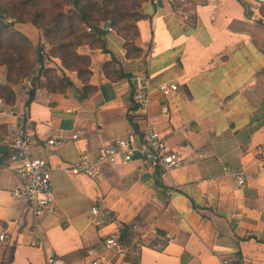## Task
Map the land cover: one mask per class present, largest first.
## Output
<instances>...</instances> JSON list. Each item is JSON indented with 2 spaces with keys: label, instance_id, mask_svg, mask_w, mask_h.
<instances>
[{
  "label": "crops",
  "instance_id": "0c3cea01",
  "mask_svg": "<svg viewBox=\"0 0 264 264\" xmlns=\"http://www.w3.org/2000/svg\"><path fill=\"white\" fill-rule=\"evenodd\" d=\"M252 2L146 0L138 10V52L128 54L113 28L101 30V20L95 24L102 35L85 29L101 47L77 49L89 58L87 83L69 72L72 86L37 87L29 103L20 97L32 154L51 169L53 213L34 218L10 196L18 182L6 147L11 118L0 117V232L8 234L0 264H44L47 256L89 264L90 248L113 260L102 247L111 231L135 264H264V19L249 10ZM13 27L32 44L44 42L31 23ZM139 76L150 83L146 115L133 100ZM170 82L177 91L163 96L158 86ZM146 120L178 153V167L153 171L135 155L97 164L93 177L70 172L81 153L96 156L139 133ZM75 129L85 131L80 140L44 146ZM93 205L113 223L97 227ZM125 229L130 239L122 238Z\"/></svg>",
  "mask_w": 264,
  "mask_h": 264
},
{
  "label": "built area",
  "instance_id": "2783aa9c",
  "mask_svg": "<svg viewBox=\"0 0 264 264\" xmlns=\"http://www.w3.org/2000/svg\"><path fill=\"white\" fill-rule=\"evenodd\" d=\"M166 0H153L158 2ZM264 4V0H253L249 5L251 12L257 11ZM101 30L110 33L112 27L107 21ZM91 32L90 28H87ZM103 37V36H102ZM30 86V82H26ZM158 90L163 96H168L177 91V84L174 82L161 84ZM150 83L146 76H139L134 81L133 100L145 115L150 105ZM162 112L166 113L167 108ZM0 117L11 118L7 128L6 147L8 150V161L13 166L17 177L16 186L10 190V196L17 201L24 202L31 215L39 218L45 214L53 213L54 193L52 188L51 169L48 162L42 158L33 156L32 149L35 141L25 132L22 124L25 118L20 98L12 104H8L0 98ZM85 135L83 129H75L68 136L53 137L45 141V147L52 149L61 146L68 141H78ZM135 155L147 163L149 169L153 171L166 172L171 168L178 167L181 159L177 152L170 150L166 141L158 134L153 126L144 123L139 133L132 132L126 138L115 140L112 144L103 147L96 156L92 157L86 153H81L78 160L73 163L69 170L73 175H83L93 177L98 174L97 164L104 163L114 165L116 163L130 162ZM264 172V168H263ZM236 180L242 185V178L236 174ZM90 215L94 224L103 228L113 223L114 217L99 206L93 205L90 208ZM133 229L137 226L133 225ZM8 240L6 231L0 232V243ZM35 245V243H33ZM102 247L106 252H111L113 260L108 256L99 255L95 248L87 250L86 255L92 257L89 264H135L128 259V249L120 242L117 231H111L102 239ZM44 264H65V260L59 256H47ZM222 264H231L224 260Z\"/></svg>",
  "mask_w": 264,
  "mask_h": 264
},
{
  "label": "trees",
  "instance_id": "16d2710c",
  "mask_svg": "<svg viewBox=\"0 0 264 264\" xmlns=\"http://www.w3.org/2000/svg\"><path fill=\"white\" fill-rule=\"evenodd\" d=\"M50 1L46 3L47 0H4L2 3L0 0V67H5L12 72L14 66L15 75L18 78L28 74L30 70L26 71L20 66L15 67V63L21 62L24 58L21 55L22 52L28 50L34 53V48L24 35L13 28V24L3 21L7 17L12 18L16 23H31L35 26L42 33L43 40L52 45L54 55L60 59L64 68L76 72L80 78L86 75L82 78V83H87L89 79V58L79 55L76 49L83 45L84 40L91 37L86 33V28L91 29L94 33L92 35L96 33L100 36L102 32L96 29L95 23L108 20L115 32L123 38L124 48L128 54L139 51L133 43L138 37L136 23L142 19L138 10L146 0H125L131 1L130 10L122 5L121 0H103V3L99 4L95 0L91 2H86L90 0H68L63 3L64 5L62 4L63 6L60 4L50 6L56 8L49 10ZM68 5H72L73 8L63 13L61 8ZM263 6L264 4L260 8ZM52 11L55 12L54 17L45 20L46 15ZM37 52L38 49L36 54ZM17 54L20 55L17 56ZM110 62H115L113 57ZM7 79L11 80V78ZM67 85L72 86L69 81ZM9 91L10 95L5 102L12 104L15 101V95L13 90L9 89ZM33 95L32 89L28 93V103ZM128 233L129 231L125 229L122 232V238L130 239Z\"/></svg>",
  "mask_w": 264,
  "mask_h": 264
},
{
  "label": "rangeland",
  "instance_id": "374dc122",
  "mask_svg": "<svg viewBox=\"0 0 264 264\" xmlns=\"http://www.w3.org/2000/svg\"><path fill=\"white\" fill-rule=\"evenodd\" d=\"M67 1L68 0H51L49 2L50 3L49 10L50 8L54 10L56 7L52 8L53 6H55L56 4L62 5L63 3ZM95 1L98 2V4L103 3V0H95ZM121 1H122V5H124L128 9L130 8L131 1H128V2L125 0H121ZM1 2L4 3V0H1ZM86 2H91V0L86 1ZM46 3H48V0ZM61 9H63V7ZM34 10H37V9H34ZM258 13L264 19V6L258 9ZM54 14L55 12L52 11L50 14H47L44 19L45 20L46 18L51 19L54 17ZM3 21L7 23L12 22L11 24L14 23L13 19L9 17L4 18ZM105 21H108V20H105ZM83 44H88L89 47L91 48L101 47L100 41L95 40L94 38H88L84 40ZM31 45L34 48V53L28 50L25 52H22L21 55L24 58L21 60V62L15 63V67L20 66L26 69V71L30 70L28 74L18 78V76L15 75L16 72L14 70V66L12 67L13 73L10 70L6 69L5 67H0V98L1 99L5 100L7 97H9L10 95L9 89L13 90L14 95H15L14 100H16L17 98H20L22 95H28L30 90L32 89L35 90L37 87H40V86H44V87H48L52 89H61V88H65L68 86L67 82L69 80L66 74L68 75V73L71 72L70 76H72V72L74 71H70L64 68L60 59H58L54 55L52 45L48 44L46 41L41 42L37 45L31 43ZM36 49H38L37 54H36ZM18 55L20 54H17V56ZM29 67L31 68L29 69ZM64 69L66 70V73ZM74 74H76V76L78 75L76 72H74ZM85 76L86 75L84 74L82 78H84ZM7 78H11V80L8 81ZM78 78L82 80V78L80 77ZM26 82H30V86H28Z\"/></svg>",
  "mask_w": 264,
  "mask_h": 264
}]
</instances>
